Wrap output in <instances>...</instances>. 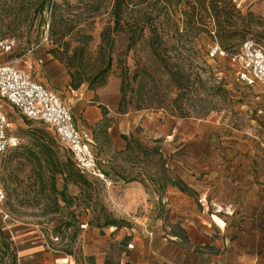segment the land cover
Returning <instances> with one entry per match:
<instances>
[{
	"label": "rangeland",
	"instance_id": "rangeland-1",
	"mask_svg": "<svg viewBox=\"0 0 264 264\" xmlns=\"http://www.w3.org/2000/svg\"><path fill=\"white\" fill-rule=\"evenodd\" d=\"M200 2L132 0L125 9L121 25L143 17L173 23L169 44L187 59L188 79L183 87H158L155 104L140 110L132 91L126 113H120L115 93L120 101L121 71L126 66L132 77L146 49L126 51L130 34L113 31L114 0H0V38L16 42L14 66L55 92L75 124L91 131L104 175L85 177L89 187L65 181L58 171L71 155L53 131L0 100L10 134L20 139L18 148L0 155L10 217L0 223V264H15V257H71L75 264H168L159 257H201L206 247L200 221L212 223L215 237L229 240L224 252L238 238L241 247L264 255V95L260 86L238 81L229 62L244 41L264 49V0H232L237 12L220 29L209 2ZM219 34L227 38L222 45ZM214 46L219 51L211 56ZM107 64L104 85L92 88L89 81ZM101 98L115 108L97 106ZM92 106L102 118L90 125L84 118ZM39 132L54 142L51 158ZM175 180L191 192H180ZM63 190L68 205L61 201ZM214 215L224 228L212 221ZM105 217L123 225L101 226Z\"/></svg>",
	"mask_w": 264,
	"mask_h": 264
},
{
	"label": "built area",
	"instance_id": "built-area-1",
	"mask_svg": "<svg viewBox=\"0 0 264 264\" xmlns=\"http://www.w3.org/2000/svg\"><path fill=\"white\" fill-rule=\"evenodd\" d=\"M15 49L16 42L13 39L0 38V100L6 101L27 120L40 122L52 130L69 151L82 176L104 180L92 149L91 131L75 124L69 108L55 92L33 81L26 71L14 66L10 57ZM218 51L219 48L214 46L210 55ZM229 62L238 81L248 86H260L264 95V49L261 46L250 40L244 41L230 55ZM10 128L8 119L0 112V155L20 146V139L10 134ZM6 200V193L0 185V222L3 225L10 220L5 209ZM57 264L75 262L71 257H64L57 260Z\"/></svg>",
	"mask_w": 264,
	"mask_h": 264
},
{
	"label": "trees",
	"instance_id": "trees-1",
	"mask_svg": "<svg viewBox=\"0 0 264 264\" xmlns=\"http://www.w3.org/2000/svg\"><path fill=\"white\" fill-rule=\"evenodd\" d=\"M50 1V0H49ZM200 5L204 6L205 2H209V14L215 19L219 29L223 27L231 15L236 11L235 5L232 0H199ZM132 0H114L111 15L113 17V31L114 32H127L130 34L129 44L127 46V52L130 50H135L137 45L144 46L146 49V57L144 61L141 60L136 62V68L132 77L129 75V70L125 66L120 74V101L118 106V111L120 113H126L125 105L127 103V98L129 94L133 91L136 97L137 110L141 107L149 108L155 104V99H157V89L160 90L167 89L170 87L171 83L176 82L179 87L185 86L187 82L188 75L185 73V62L186 58L181 54L179 49H175L169 44V33L170 28L173 23L166 19L163 21H155L149 19L148 17H143L139 21L129 24L127 22L122 23V15L126 8L131 4ZM167 2V0H166ZM196 10L193 13L196 14ZM191 23V22H190ZM189 23V24H190ZM184 35H179V41H183ZM219 39L221 45L223 41L227 38L219 34ZM195 46L199 45L201 48L200 37H194ZM180 43V42H179ZM183 43L180 47L183 48ZM175 53V57H172V53ZM173 60H175L173 63ZM110 64L103 69H99L93 78L89 81L92 88H98L104 85L106 76L108 74ZM159 68L161 69L159 74ZM149 74V75H148ZM162 76L163 79H159ZM132 83H135V90H133ZM82 84V80L76 82L73 86L77 89ZM169 93V90H168ZM167 96V92H166ZM38 140L42 141L41 147L45 150L48 158H51V147L53 141L49 139L47 133L39 132ZM129 146H127L128 148ZM72 160V159H71ZM71 160H68L65 164L61 165L59 168V173L63 175L65 181H70L73 185H80L84 187H89L90 182L82 176L76 169L75 165ZM173 186H175L180 192L190 193L191 190L179 181H174ZM61 201L68 205V196L65 195L64 190L59 193ZM7 196V195H6ZM7 202V200H6ZM6 205V204H5ZM109 216V215H107ZM76 218V217H74ZM106 221L101 226L115 227L116 229L123 225V221H118L116 219H109L105 217ZM79 225L81 223L75 219ZM1 223V222H0ZM4 234L0 231V238H4ZM105 264H109L105 261Z\"/></svg>",
	"mask_w": 264,
	"mask_h": 264
},
{
	"label": "crops",
	"instance_id": "crops-1",
	"mask_svg": "<svg viewBox=\"0 0 264 264\" xmlns=\"http://www.w3.org/2000/svg\"><path fill=\"white\" fill-rule=\"evenodd\" d=\"M104 92L105 91H101L99 94ZM100 96L102 97V95ZM115 98L117 105L119 102L118 93H115ZM97 106H104L107 109L115 108L114 105L110 106L108 104H104L102 102V98ZM97 106H92L89 108V111H87L88 114L84 118L86 124H95L102 118L101 111L97 108ZM214 217L215 218H211L212 221L218 227L224 228L225 223L219 217L215 215ZM198 226L200 227V233L203 234L202 246L206 247L205 254H202L201 257L159 258L162 261H166L168 264H264V255L255 253L253 248L241 247L242 242L238 238L231 240V249L227 248L226 252H224L225 247H227L226 244L229 240H223L222 238H218V236L215 237V235L219 234L215 233L212 223L200 221ZM55 261L57 262V260H54V257H15V264H55Z\"/></svg>",
	"mask_w": 264,
	"mask_h": 264
}]
</instances>
